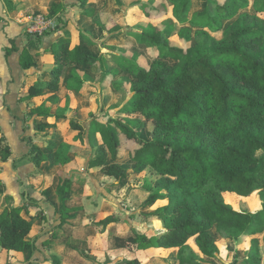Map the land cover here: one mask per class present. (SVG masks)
<instances>
[{
	"label": "trees",
	"instance_id": "16d2710c",
	"mask_svg": "<svg viewBox=\"0 0 264 264\" xmlns=\"http://www.w3.org/2000/svg\"><path fill=\"white\" fill-rule=\"evenodd\" d=\"M114 1L124 8L120 0ZM169 1V8L161 0L131 3L142 18L136 23L139 31L133 34L160 51L148 67L126 65L125 70L107 71L102 56L94 55L81 41L72 47L70 36H60L49 46L53 58L49 82L43 86L23 84L25 95L20 99L29 105L45 88L57 91L65 80L68 89H79L82 80L68 82L66 75L76 66L89 69L100 90L120 71L127 73L131 93L126 96L125 88L115 84L122 95L108 107L115 109L114 115L103 114L99 102V112L90 114L87 122L69 120L76 131L71 140L83 146L76 154L88 159V167H100L104 175L122 180L127 170L115 160L128 156L138 173L151 168L158 176L157 190L148 195L146 203L163 202L150 215L161 220L164 230L152 236L136 232L126 238L116 236L115 245L169 249L175 251L172 255L178 264H214L210 260L218 253L210 232L214 229L221 238L236 239L237 249L246 252L241 263L264 264L261 241L256 237L264 231V0H253L255 12L249 11L248 0H206L207 5L191 17L188 14L195 0ZM2 2L8 10L14 8L13 0ZM61 8L58 2L51 4L54 12ZM85 13L92 15L93 11ZM163 16L167 17L161 24H153L152 20ZM59 17L63 27L67 21L63 14ZM222 20L232 21L216 39L211 33L222 29ZM186 24L197 28L193 36H203L206 46L191 44L192 31ZM101 26L109 33L121 30L114 23ZM52 32L31 33L27 38L41 47ZM14 50L12 44L5 49V56ZM166 58L174 63H167ZM33 64L31 54L23 48L20 67L28 69ZM47 100L58 104L55 94ZM68 104L66 95L64 105H57L53 114L46 100L34 107L35 114L54 117L52 122H41V135L56 127L55 120L66 117ZM143 128L150 132L151 140L142 138L139 131ZM27 145L36 166L41 162L64 165L70 160L69 153L77 151L66 140H50L46 146L29 139ZM11 153L0 132V161L7 162ZM109 158L112 161L108 162ZM57 175L59 224H63L66 213L79 207L65 205L73 176L60 169ZM253 192L260 200L255 211L246 200H238L236 209L225 199L226 193L247 197ZM21 211L20 205L0 208V247L7 252H22L29 243L32 221ZM117 221L108 216L98 225ZM55 259L51 264H58Z\"/></svg>",
	"mask_w": 264,
	"mask_h": 264
},
{
	"label": "rangeland",
	"instance_id": "374dc122",
	"mask_svg": "<svg viewBox=\"0 0 264 264\" xmlns=\"http://www.w3.org/2000/svg\"><path fill=\"white\" fill-rule=\"evenodd\" d=\"M142 1H148L149 3L152 2V0ZM53 2H58L63 6V8L60 9V12H54L51 9V4ZM248 2L249 11L255 12L252 0H248ZM31 3H33L32 6H35V9L29 7L31 5L28 0H13L14 8L11 10H8L4 6L5 14L9 16L4 18L6 24H10L11 26H21L22 36L27 42L32 41L27 38V35L31 34L29 28L32 26V22L39 16L49 19L53 25L52 27L45 29L43 32L53 31L52 33H55L59 31L58 29H62L66 25L60 27L62 21L59 19V16L63 14V17L65 18L66 15H68L70 11L69 7L72 5H70L67 0H46L44 2H42V0H31ZM77 6L79 7L78 10H75V14L80 15L86 14L82 13L80 10L92 8L90 5H87V0H85L83 4L77 3ZM125 7V10L130 12L129 9L131 7H127L126 5ZM19 13L21 14L19 15ZM1 14L2 10H0V19L2 18ZM129 14L130 16H124L125 24L129 27L135 26V18L137 14ZM262 14L264 15V13ZM131 31L132 30H130V32ZM217 34L215 37L218 36ZM48 37L49 36L45 37L42 41V52L46 50L43 42ZM137 39L140 48L145 47L142 46L143 44L147 47H151L150 44L141 41L139 37H137ZM191 42L195 46L204 47L208 41L203 36L197 35L192 37ZM107 47H109L111 51L115 50L113 46ZM134 47L137 48L138 46ZM147 52L134 50L132 54L124 53L121 58L129 60L131 65L147 67L151 63L150 57L152 55L149 51ZM169 61L170 59H168V62ZM9 72L11 74L8 72L0 74V83L2 86L17 77L13 74L12 70ZM90 73L87 72L86 67H76L67 77V80L68 82H74L77 78L81 79L82 84L78 91H81L82 89L86 90L90 85L94 86L97 84V78ZM120 82L121 84H116L125 88V94L127 96L130 94L128 74L125 73L122 80L120 79ZM3 92L4 90H0L2 95H4ZM117 92L122 95L119 89H117ZM39 103V98L33 99L32 103L29 105L26 103L19 104L18 102L7 103L4 97L0 98V132L2 131L6 136L5 130L9 129L12 139L14 133H16L18 140L25 144L29 139L44 140L45 142L43 143L44 145L46 143V146L48 142L52 140V137H55L56 141L71 140L73 130L66 125H56L53 129L54 131L46 130L48 131L49 136L46 134L45 136L41 135L39 125L43 122L45 117L35 114L36 112L34 111V107ZM61 104L63 105V102H61ZM49 105L51 106V109H54V106L52 107L51 104ZM96 105L98 106V101H96ZM66 114L69 119L79 120L75 101H73L71 105L69 102ZM106 114L114 115V110H107ZM104 119L105 118L102 120ZM15 120L19 121V128L15 126ZM11 127H14L16 132L11 129ZM52 131L54 132L53 135H51ZM139 132L142 138L146 140L152 139L150 132L146 128H143ZM6 138L8 140L7 136ZM76 144L77 151L83 149L78 142ZM46 146L43 147L44 151H46ZM260 153L261 152L259 151L257 154ZM81 159L84 160L83 164L74 163L69 170H66L64 165H58L51 171L50 169H52V167H45V170H43L44 173L42 174L39 167L43 162H41L39 166L34 165L31 156L28 153L26 154L23 149H20L19 152H16L15 154L11 153L7 162L2 163L0 161V205H2L3 202H6L8 205L13 204L14 197L16 203L22 207L21 214L23 216H26L25 214L31 212L30 214H38L44 217L46 215L44 210L47 209L50 212V216L52 215L53 221H56L61 216L60 202L56 193V187L59 183L57 170H63L67 175L74 176L78 174L79 177L74 181L75 184L72 199L71 201L69 199L65 201L66 206L73 204L74 206L80 207L76 210L73 217L76 218L77 221L75 220V223H71L75 224V226L70 228V231H66L68 234L64 236V243H60V247L57 245L58 247L55 249L57 254L49 255L50 259L48 261L57 260L55 259L57 257L59 264L60 259L58 255L64 256L66 254L67 261L71 264H146V259L149 255L145 253L144 250H147L148 248H139L136 245L117 247L115 245V237H127L133 235L135 232H145L152 236L154 232L156 233L158 231L156 227H154L155 221L154 223L153 221H149V215L143 213L146 212L143 209L145 207L143 204L147 200L148 195L157 190V187L155 186V181L158 177L157 174L151 168H146L138 173L128 157H125L119 161L127 170L125 179L116 180L113 177L99 179L100 173L96 170L90 171L87 165V159L83 156ZM45 171L51 173L45 174ZM225 199L236 209L238 208V200H246L252 211L257 210L260 207L259 198L256 195V192L243 198L235 194L226 193ZM161 204H163V202H160L159 205ZM71 213L72 212L70 211L67 212L65 219H67ZM108 216H115L118 218V221L109 223L106 226H99V222ZM153 217L154 220H156V217ZM148 222L150 223L148 224ZM40 232L43 233V235L47 234L49 239L53 238L55 234L51 227V222H49V225L45 223L43 229H39L35 226L33 232L30 234V241L26 246L28 255H31V250L34 248L33 242L40 236ZM210 232L214 237L215 245L218 250L216 259H219L222 264L236 262L237 260L235 261L232 255H229L227 245L224 242L222 243L217 240L218 235L215 230L211 229ZM228 242V244H231L230 239ZM42 244L43 246H48L47 240L43 241ZM80 252H83L85 255L82 256ZM11 256L12 255L6 252H0L1 263L8 264Z\"/></svg>",
	"mask_w": 264,
	"mask_h": 264
},
{
	"label": "crops",
	"instance_id": "0c3cea01",
	"mask_svg": "<svg viewBox=\"0 0 264 264\" xmlns=\"http://www.w3.org/2000/svg\"><path fill=\"white\" fill-rule=\"evenodd\" d=\"M30 5V8L35 9V6H32L33 3H31V0H28ZM46 0H42L44 2ZM70 5H72L70 8V11L68 15H66V25L62 29H58V32L52 33L49 35L48 38H46L43 42L44 48L46 49L45 51L42 52L41 47H37L33 41L27 42L26 39L22 36L21 32V26H11L10 24H6L4 18L7 17L8 15L5 14V8H4V3L2 0H0V10H2V18L0 19V74L8 72L11 74L9 71L12 70L13 74L16 75L14 80H11L10 82L4 84V86L1 85L0 83V90H4V95L0 93V98L4 97L5 101L7 103H26L25 100L20 99L25 95L24 92L21 91V87L23 84H33L36 86H43L45 82H49L50 78L52 77L51 70L53 67V58L51 54L49 53V46L52 42H54L58 37L60 36H70L71 38V46L73 47L74 45L80 43V41L90 49V51L96 55V56H102L104 58L105 64H106V70L110 71L112 69L115 70H122L126 65L131 68V63L127 59L121 58V56L124 55V53H130L132 54L134 50H141L142 52H147L152 53L150 59L151 62L153 61L154 58H157L160 54V51L154 48L153 46L147 47L146 45H141L145 46L144 48H140V44L138 43L137 37L133 35L134 32L139 31L135 26L129 27L126 26L125 24V17L130 16L129 13L131 14H137L136 15V23L139 22L141 18V13L139 10H137L135 7L131 6V3L137 0H120L124 6V8H121L116 4L114 0H87V5H90L92 8L91 9H86V10H80L82 13H85V11L92 10L93 13L92 15L89 14H75V10H78L77 6V1L76 0H67ZM153 1V0H152ZM164 2L167 8L170 7L171 2L169 0H161ZM144 2V1H143ZM145 3L150 4L148 1H145ZM253 3V0H252ZM131 7L128 10H125L126 7ZM207 5L206 0H195L191 10L189 11L188 16L191 17L192 13L195 11H200L202 10L205 6ZM122 9V10H121ZM125 10V11H123ZM21 13H19L20 15ZM125 16V17H124ZM9 17V16H8ZM167 16H163L159 19L152 20L153 24H161L163 19H165ZM10 21V20H9ZM127 21V20H126ZM232 20H222V29L211 33L214 38L219 39L222 37V32L223 29L231 22ZM15 22V21H14ZM101 23H108V24H117L118 26L121 27V30L118 32H107L106 29H104L101 26ZM6 24V25H5ZM19 25V24H18ZM132 25V24H130ZM186 26H189V24H186ZM164 27V26H163ZM191 31H192V36L193 37V32L197 29L195 27L189 26ZM130 30H132L130 32ZM133 32V33H132ZM218 33V34H217ZM216 34L218 35L217 37ZM133 35V36H132ZM12 44L15 46L16 50L11 51L10 54L6 57L5 56V49L8 47H11ZM192 44V42H191ZM193 45V44H192ZM107 46H113L115 50H110L109 47ZM134 46H138L135 48ZM23 48H26L29 53L31 54L33 58L34 64L28 68V69H22L19 65V59H20V54ZM139 53V52H136ZM148 53V52H147ZM141 55V53H140ZM125 57V56H124ZM127 58V57H126ZM7 59V60H6ZM168 59L170 61L168 62ZM8 61V62H7ZM165 61L167 63L173 64L174 60L171 58H166ZM150 65V64H149ZM148 65V66H149ZM123 66V67H122ZM147 66V67H148ZM78 67V66H76ZM75 67V68H76ZM143 67V66H142ZM146 67V66H144ZM122 68V69H120ZM74 69V68H73ZM71 70H67V77L71 74ZM3 71V72H2ZM87 72H89V69H87ZM91 74V73H90ZM93 74V73H92ZM127 74V73H126ZM125 74L120 73L117 75H114L112 78V81L110 85L102 90L99 88V82L97 81V84L90 85L86 90L82 89L81 91H78V89H68L67 82L62 81V84L60 88L57 91H51L48 89H44V93L40 96L34 97L33 99L39 98L40 103L43 100H46V107H49L50 113L53 114L55 112L56 106L57 105H62L61 102H63V105L65 103V96L67 95L69 97V102L70 105L75 101V104L77 105V112H78V121L80 122H87L89 119L90 114H97L99 105H96V101L101 102L103 105V114H106L107 110H114L115 109H110L108 108L110 104L115 102L119 97L120 94L117 92V89L115 87L116 83H120V79L122 80V77ZM94 76V74H93ZM86 83V82H85ZM95 83V82H93ZM87 85V84H86ZM85 86V85H84ZM3 87V88H2ZM80 89V88H79ZM131 93V92H129ZM55 94L58 98V104H53L49 100H47V97ZM98 94V97H97ZM51 104L52 107L54 106V109H51ZM69 105V104H68ZM67 111V110H66ZM65 111V116L64 118L57 119L56 125H66L69 126V118L67 117L68 115L66 114ZM90 112V114H89ZM89 114V115H88ZM107 119V117H101V119ZM104 119V120H105ZM44 120L52 122L54 120V117H45ZM43 120V121H44ZM15 126L19 128V121L15 120ZM70 127V126H69ZM11 129L15 130L14 127H11ZM54 128H48L46 130H53ZM45 130V134L49 136L48 131ZM54 131V130H53ZM51 132V135H53L54 132ZM2 132V131H1ZM6 136L8 137V143L11 146L12 153L19 152L20 149H23L25 153L27 154L30 150V147L27 145V143H23L22 141H19L18 138L16 137V133H14L13 139L11 138V134L9 129L5 130ZM3 133V132H2ZM4 134V133H3ZM76 134V131H73V135ZM5 135V134H4ZM50 135V136H51ZM5 136V137H6ZM7 139V138H6ZM55 137H52V140H55ZM34 141H41L45 142L44 140H34ZM71 144H73L76 147V143L79 141H72L69 140ZM44 144V143H43ZM46 144V143H45ZM82 146V145H81ZM83 148V146L81 147ZM78 151L71 152L69 153L70 160L68 163L64 164V167H66V170H69L74 163H84V160L81 159L82 155H77ZM81 156V157H80ZM128 157V156H125ZM124 157V158H125ZM87 159V158H86ZM85 159V160H86ZM129 159V158H128ZM121 159L115 160V162L121 164L119 161ZM88 161V159H87ZM112 161L110 158L108 159V162ZM58 165H52L50 166L48 162H43L42 165H40L39 169L42 171V174L44 173L43 170H45V167H49L53 170L54 167ZM90 171L96 170L99 172V179L102 178H109V176H106L102 173L100 170V167H89ZM51 172L45 171V174H50ZM73 176V175H72ZM58 177V176H57ZM79 177L78 174L73 176V181L70 186V191L68 193V199L71 201L72 199V194L74 191V181L75 179ZM125 179V178H124ZM59 180V179H58ZM123 180V179H122ZM59 182V181H58ZM58 185V184H57ZM257 195V194H256ZM58 197V195H57ZM240 197V196H239ZM243 198V197H242ZM13 204L8 205L6 202H3L2 205H0V208L4 207H11V206H16L18 205L15 201V198L13 197ZM67 201V200H66ZM160 204V201H156L151 204H147L146 201L144 202V211L143 212L147 215H149V221H155L154 227L158 230L156 233H161L163 229V225L161 220L156 217L154 220V217L150 215L151 212ZM259 205H260V200H259ZM69 208L72 207H79V206H74L73 204L68 206ZM80 208V207H79ZM260 208V207H259ZM72 213L68 216L67 219H65V223L59 224L60 218H58L56 221H53L52 215L50 216L49 210H44V213L46 214L44 217L38 214H25L26 216H23L25 218H28L32 221V227L29 235L27 236V240L30 241V234L33 232L35 226L39 229H43V226L45 223L49 225V222H51V227L53 231L55 232L54 237L49 239V236L43 235V233L40 232V236L37 238L36 241L33 242L34 248L31 250V255L27 254L26 246L24 247L22 252H13L9 251L7 252L3 248L0 247V252L2 253H8L12 255L10 257L9 263L8 264H51L52 261H48L50 259L49 255L57 254L56 250L57 247H60V243H64V236H66L68 233L66 231H70L69 229L74 227L76 218H73L75 215L76 211H71ZM53 213V210H52ZM38 215V216H36ZM30 216H35V217H30ZM153 218V219H152ZM69 223H68V222ZM77 221V220H76ZM157 221V222H156ZM150 222H148L149 224ZM45 230V229H44ZM39 232V230H38ZM37 233V232H36ZM145 233V232H141ZM147 234V233H146ZM153 234V235H154ZM149 235V234H147ZM264 235V231L260 234H257L256 237L259 238L260 242V250L262 257L264 258V248L262 246V237ZM151 236V235H149ZM122 237V236H121ZM128 237V236H127ZM126 238V237H124ZM49 239V240H48ZM231 240V244H228V240ZM48 243V246H43V241H46ZM218 241L224 242L227 245V249L229 251V255H232L233 259L236 262H231L230 264H246V263H241L243 258L246 256L245 251L238 250L236 247V239L233 237H226V238H221L218 236L217 238ZM58 245V246H57ZM62 247V246H61ZM145 253L149 255V257L146 259V264H178L176 259L173 257L174 252L169 249H162V248H155V247H150L147 250H144ZM66 253V252H65ZM173 254V255H172ZM60 263L59 264H71L69 261H67L66 254L63 256H59ZM214 264H222L219 259L211 258L210 259ZM1 263V261H0ZM138 264V263H134Z\"/></svg>",
	"mask_w": 264,
	"mask_h": 264
},
{
	"label": "built area",
	"instance_id": "2783aa9c",
	"mask_svg": "<svg viewBox=\"0 0 264 264\" xmlns=\"http://www.w3.org/2000/svg\"><path fill=\"white\" fill-rule=\"evenodd\" d=\"M32 23L29 31L33 34H41L45 29L53 26L49 19H45L42 16L37 17Z\"/></svg>",
	"mask_w": 264,
	"mask_h": 264
}]
</instances>
